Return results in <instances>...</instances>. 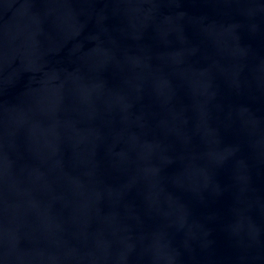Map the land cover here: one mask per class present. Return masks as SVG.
Segmentation results:
<instances>
[{
  "label": "water",
  "instance_id": "1",
  "mask_svg": "<svg viewBox=\"0 0 264 264\" xmlns=\"http://www.w3.org/2000/svg\"><path fill=\"white\" fill-rule=\"evenodd\" d=\"M0 264H264V0H0Z\"/></svg>",
  "mask_w": 264,
  "mask_h": 264
}]
</instances>
